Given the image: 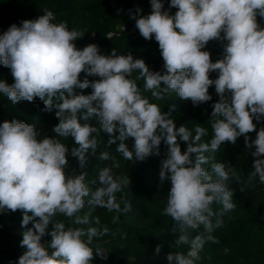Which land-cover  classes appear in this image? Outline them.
Wrapping results in <instances>:
<instances>
[{
  "label": "clouds",
  "instance_id": "clouds-1",
  "mask_svg": "<svg viewBox=\"0 0 264 264\" xmlns=\"http://www.w3.org/2000/svg\"><path fill=\"white\" fill-rule=\"evenodd\" d=\"M150 6L147 15L140 7L128 14L143 39L158 43L161 71L151 70L131 52L118 54L113 48L106 55L95 43L78 48L75 42L85 33L69 29L64 21L54 22L56 16L47 8L0 34V65L13 77L11 84L0 80V94L13 106L39 98L43 111L54 112L58 120L51 129L54 135L43 137L35 124L24 120L0 123V214L22 213L20 247L26 249L10 264H93L96 258L108 259V252L94 245V238L108 234V227L91 226L100 225L99 218L78 213L87 202L92 209L115 212L112 222L117 223L132 206L123 198L118 202L116 194L132 181L129 175L114 174L120 164L105 150L99 159L112 163L99 171L94 189L85 183L83 170L97 155L96 134L101 132L108 136L105 147L116 145L115 151L131 163L159 157L161 144L166 147L159 180L170 182V189L162 214L173 221L174 245L188 246L186 253L168 252V264H197L205 244L217 242L213 232L222 225L223 215L235 208L227 182H239V175L230 162H213L207 169L211 158L205 153L243 136L254 158L249 180L258 178L264 185V0H169L167 8L164 0H150ZM211 40L220 41L223 49L215 62L205 50ZM134 73L157 101L175 93L198 107L213 100L209 88L214 87L218 99L211 104V139L202 140L207 129L199 124L194 129L177 127L172 118L177 105L164 111L150 102ZM211 73L216 78H210ZM89 88L90 94H84ZM252 132L255 139L249 136ZM69 138L71 147L62 142ZM181 142L186 144L183 151ZM69 157L76 159L79 174L67 171ZM161 251L162 244H157L154 256Z\"/></svg>",
  "mask_w": 264,
  "mask_h": 264
},
{
  "label": "trees",
  "instance_id": "trees-1",
  "mask_svg": "<svg viewBox=\"0 0 264 264\" xmlns=\"http://www.w3.org/2000/svg\"><path fill=\"white\" fill-rule=\"evenodd\" d=\"M169 0H164L167 8ZM132 9L140 7L143 15L151 12L150 0H0V34L21 20L35 19L43 14L45 8L52 11L56 16V23L64 21L69 29L83 31L84 37L75 43L78 48L87 44L95 43L104 54H110L115 48L118 54L131 52L134 58H142L153 71H161L163 60L160 55L158 43L153 38L151 41L143 39L138 30L135 29V22L129 17L117 14V8ZM175 8L171 9L174 14ZM259 20V18H258ZM264 26V22H261ZM223 36V33H221ZM211 52L213 62L221 57V42L211 40L206 49ZM138 73L132 78L136 79ZM84 73L80 79L83 80ZM210 78H216V73H211ZM90 80L99 79L89 77ZM0 80L9 84L13 83L10 69L0 65ZM138 88L142 95L150 102L157 103L162 110L168 111L170 105H177L172 118L177 127L184 124L190 129L195 125L207 129V135L202 138L208 142L212 136L210 117L212 112L211 104L218 98L215 95L214 87L209 88L213 100L194 107L190 100H181L175 93H170L163 100L157 101L151 97V93L143 88V79H136ZM80 92V89H76ZM91 89H84V94H90ZM43 102L36 98L33 102L23 101L13 106L11 102L0 94V123L4 120L17 118L27 123L35 124L43 135H54L52 127L58 123L55 113L43 111ZM96 124V121H90ZM255 122V121H254ZM261 125H257L259 129ZM99 141V148L96 157L91 159L85 171L87 173L85 183L90 189H94L98 183L99 171L112 163L101 161L99 153L109 151L120 164V168L113 169L115 175H129L132 183L129 188L117 193V201L121 198L131 203V211L120 214L117 223L112 222L115 212L109 213L106 209H92L85 203V207L78 213L84 215L90 213V220L98 217L100 225L97 227H108L109 232L104 237L94 238V245L100 244L108 252V259L101 261L96 258L93 264H168L165 256L170 251L187 252L188 246L182 245L177 248L170 233L173 221L170 217L163 215L166 206L167 191L170 189V182L161 184L159 171L161 160L166 157V147L161 144V155L149 157L144 162L131 163L115 151L116 145L106 148L107 134L101 132L96 134ZM255 139L256 132L249 133ZM41 137V138H42ZM69 147L74 145L71 138L63 140ZM119 141H117V144ZM131 148L132 139L126 141ZM182 151L186 144L181 142ZM211 159L208 165L213 162H230L237 174L239 182L231 178L227 183L234 192V210L226 212L222 217V225L216 228L213 236L216 243H206L200 253V260L197 264H264V185L260 184L258 178L249 180V173L252 170L251 164L254 159L248 153L244 145V137L237 138L235 144L225 143L220 150L212 153H205ZM69 174H79L80 169L75 158L69 157ZM243 189V191H241ZM88 197L85 198L87 201ZM123 206V205H122ZM214 210L217 207L213 205ZM57 219L65 220L58 216ZM22 213L0 214V264H10L26 251L20 247L22 240L21 227ZM67 223V221H66ZM31 223L28 227H31ZM87 227V226H83ZM196 233H193L195 235ZM50 239L45 237L44 240ZM157 244H162V251L159 256H154V249Z\"/></svg>",
  "mask_w": 264,
  "mask_h": 264
},
{
  "label": "built area",
  "instance_id": "built-area-1",
  "mask_svg": "<svg viewBox=\"0 0 264 264\" xmlns=\"http://www.w3.org/2000/svg\"><path fill=\"white\" fill-rule=\"evenodd\" d=\"M128 10L129 9H124L122 7L117 8V14L123 15L124 17H129Z\"/></svg>",
  "mask_w": 264,
  "mask_h": 264
}]
</instances>
